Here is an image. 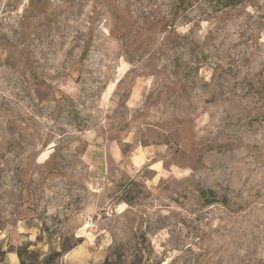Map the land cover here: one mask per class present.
I'll return each mask as SVG.
<instances>
[{
    "label": "rangeland",
    "instance_id": "obj_1",
    "mask_svg": "<svg viewBox=\"0 0 264 264\" xmlns=\"http://www.w3.org/2000/svg\"><path fill=\"white\" fill-rule=\"evenodd\" d=\"M20 222L99 264H264V0H0Z\"/></svg>",
    "mask_w": 264,
    "mask_h": 264
},
{
    "label": "crops",
    "instance_id": "obj_2",
    "mask_svg": "<svg viewBox=\"0 0 264 264\" xmlns=\"http://www.w3.org/2000/svg\"><path fill=\"white\" fill-rule=\"evenodd\" d=\"M37 236L36 229L25 222H20L0 233V264H29L23 263L20 258L18 254L20 246L40 248L41 258L46 256L50 252L49 245L38 241ZM89 247V240H83L64 255V260H61L60 264H99L100 256L94 254Z\"/></svg>",
    "mask_w": 264,
    "mask_h": 264
},
{
    "label": "trees",
    "instance_id": "obj_3",
    "mask_svg": "<svg viewBox=\"0 0 264 264\" xmlns=\"http://www.w3.org/2000/svg\"><path fill=\"white\" fill-rule=\"evenodd\" d=\"M206 191V190H205ZM204 190L202 191L203 194H206L207 192H205ZM208 193L214 195V192L209 191ZM81 238L79 240H77L78 242H81ZM77 245V243H74L73 245H70L69 247H65L62 248L60 250H51V252L49 254H47L46 256H44L43 258H41L39 261L37 262H28L25 259V254L29 253V257H33V258H38L39 256H41V254L38 251L32 250L28 252V247H24V246H20L18 248V254L22 260L23 263H29V264H56L57 260L63 256V254H65L66 252L70 251L73 247H75ZM103 264H107V262L103 263Z\"/></svg>",
    "mask_w": 264,
    "mask_h": 264
}]
</instances>
